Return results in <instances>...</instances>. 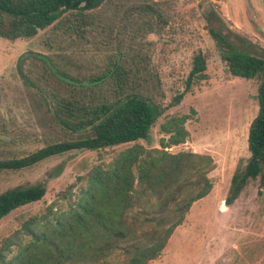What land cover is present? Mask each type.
<instances>
[{
    "label": "rangeland",
    "instance_id": "rangeland-1",
    "mask_svg": "<svg viewBox=\"0 0 264 264\" xmlns=\"http://www.w3.org/2000/svg\"><path fill=\"white\" fill-rule=\"evenodd\" d=\"M158 0H106L89 12L90 24L78 29L61 17L32 39L9 42L0 39V147L23 153L42 145V133L31 108L34 91L27 77L39 78L44 65L48 71L61 66L70 73L85 75L98 69L102 60L128 52L145 54L160 78L161 100L167 104L191 68L193 55L209 52L207 80L186 93L180 103L170 107L151 128L149 137L137 143L146 150L167 143L169 133L161 124L181 119L187 131L184 141L168 145L170 152L189 151L208 154L215 167L209 173L210 192L192 204L171 234L158 258L148 264H264V176L250 179L239 196L227 204L231 178L237 167H244L250 156L248 127L258 113L259 77H232L225 71L220 49L211 34L214 28L237 50L264 58V3L262 0H165L181 21H171L158 32H146V5ZM2 140V141H3ZM128 146V145H127ZM126 146L98 151H73L56 156L18 172L0 173V192L9 187L44 180L46 193L37 202L12 211L0 220V254L7 259L19 253L14 243L29 239L24 225L53 212H68L86 188L81 179L96 164H107L113 153ZM62 163L58 176H49ZM89 223L91 216H82ZM82 224V223H81ZM73 224L49 232L59 245L75 243ZM89 234V233H88ZM90 243L98 239L85 236ZM15 251V252H14ZM32 250L22 252L20 263L29 262ZM36 251V249H35ZM38 259V256H35Z\"/></svg>",
    "mask_w": 264,
    "mask_h": 264
},
{
    "label": "trees",
    "instance_id": "trees-1",
    "mask_svg": "<svg viewBox=\"0 0 264 264\" xmlns=\"http://www.w3.org/2000/svg\"><path fill=\"white\" fill-rule=\"evenodd\" d=\"M106 0H0V39L9 42L30 40L65 17L78 29L90 24L89 12ZM264 3V0H262ZM146 5V32H158L171 21H181L167 1ZM211 34L220 49L225 71L232 77H259L258 113L248 127L250 156L245 166L237 167L226 197L231 204L250 179L264 176V58L237 50L216 29ZM208 51L199 50L191 61L183 88L164 104L159 75L145 54L123 52L102 60L92 73H70L61 66L53 70L44 65L40 76L51 78L46 86L39 78L27 80L34 91L31 108L43 132L42 145L23 153L0 147V173L18 172L50 158L73 151H98L126 146L113 153L107 164H96L81 178L88 196L68 212L46 214L24 225L29 235L26 243L17 237L19 253L7 259L0 254V264L20 263L22 252L32 250L34 264H148L159 257L174 229L182 224L194 202L206 196L212 187L209 173L215 163L208 154L189 151L170 152L168 145L184 141L187 131L181 119L161 124L169 133L160 148L144 149L138 140L149 137L157 119L183 96L207 80ZM0 135V143L4 142ZM3 140V141H2ZM5 143V142H4ZM128 145V146H127ZM62 163L49 176H58ZM44 180L18 184L0 192V220L12 211L39 201L46 193ZM91 216L89 223L85 216ZM73 226L76 242L59 245L52 239L53 230ZM82 223V224H81ZM98 242L90 243L86 235ZM36 249V251H35ZM15 252V251H14ZM38 256V259L35 257Z\"/></svg>",
    "mask_w": 264,
    "mask_h": 264
}]
</instances>
